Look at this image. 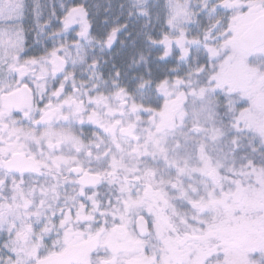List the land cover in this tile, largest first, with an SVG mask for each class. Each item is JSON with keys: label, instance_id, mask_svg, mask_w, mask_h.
Wrapping results in <instances>:
<instances>
[{"label": "snow or ice", "instance_id": "1", "mask_svg": "<svg viewBox=\"0 0 264 264\" xmlns=\"http://www.w3.org/2000/svg\"><path fill=\"white\" fill-rule=\"evenodd\" d=\"M0 264H264V0H0Z\"/></svg>", "mask_w": 264, "mask_h": 264}]
</instances>
